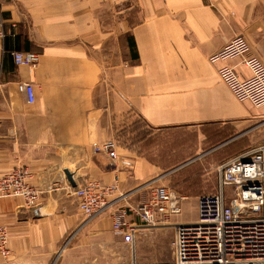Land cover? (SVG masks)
<instances>
[{
    "label": "crops",
    "instance_id": "obj_1",
    "mask_svg": "<svg viewBox=\"0 0 264 264\" xmlns=\"http://www.w3.org/2000/svg\"><path fill=\"white\" fill-rule=\"evenodd\" d=\"M0 25V176L27 167L40 190L36 208L0 198L10 251L0 264H83L84 236L72 247L61 241L85 226L72 190L87 181L116 182L109 198H117L208 153L209 173L264 142V104L239 101L217 74L226 63L250 76L243 56L208 60L240 34L264 62V0H0ZM13 51L35 52L38 62L16 64ZM21 81L32 83V102ZM140 125L198 127L205 147L167 167L145 154ZM126 133L132 145L120 141ZM107 138L118 142L114 164L92 149ZM184 173L178 184L201 187Z\"/></svg>",
    "mask_w": 264,
    "mask_h": 264
},
{
    "label": "built area",
    "instance_id": "obj_2",
    "mask_svg": "<svg viewBox=\"0 0 264 264\" xmlns=\"http://www.w3.org/2000/svg\"><path fill=\"white\" fill-rule=\"evenodd\" d=\"M3 36L0 25V39ZM248 51L247 39L239 34L209 55L208 60L225 61L243 56L242 61L249 68L250 76L241 78L226 63L217 68V74L236 99L259 106L264 104V62L256 55H248ZM12 57L16 64L34 66L39 55L32 51H13ZM17 89L25 95L27 102L33 101L31 82L21 81L17 83ZM117 148L115 138L92 143L93 152L106 154L111 164L117 159ZM216 171L217 188L197 196L195 219L175 224L170 241V260L148 264H264V142L230 157L217 166ZM28 179L29 170L23 166L2 174L0 198L20 197L26 206L36 208L40 190ZM155 181L147 183L150 184L149 196L135 205L127 203L117 207L118 200H125L127 193L109 198L116 182L103 185L98 181H87L75 187L72 193L77 197L78 207L86 220L114 207L111 228L124 242L131 244L140 226H155L181 211L183 197L170 186ZM227 188L228 192L225 191ZM127 211L132 213L130 220ZM9 254L7 228L0 223V256L7 258ZM127 264L139 263L132 256Z\"/></svg>",
    "mask_w": 264,
    "mask_h": 264
},
{
    "label": "rangeland",
    "instance_id": "obj_3",
    "mask_svg": "<svg viewBox=\"0 0 264 264\" xmlns=\"http://www.w3.org/2000/svg\"><path fill=\"white\" fill-rule=\"evenodd\" d=\"M141 133L149 135L148 147L144 149L145 154L156 162L165 164L167 167L176 166L175 164L183 157L189 156L194 151H199L205 147L198 127H171L162 130H151L141 126ZM120 136V141L133 144L132 138L129 135L127 136V133L123 137L122 135ZM216 153L218 155V152ZM205 157L204 160L194 161L189 168L182 171H185L184 174L191 181H195L194 184L201 183V187H186L187 185L192 186L191 183L178 184L177 181L181 180V177H178L177 173L181 174L182 172L166 174L161 181L174 186L170 188L183 197L180 201L181 211L176 215L161 220L155 226H140L135 233L133 243L128 244L122 240L120 235L113 233L109 225L110 208H108L90 220L82 217L83 222L81 225H85L84 228L80 230L78 227L70 231V234H67L64 240L61 241L62 247H72L75 243H78L79 238L84 236L82 239V246L85 248V256H83L85 261L83 264H127L132 256L141 264L169 261L172 256L170 241L175 224L178 222H190L195 219L197 196L204 192H213L217 188L216 169L213 168L208 173L206 168L208 160L211 161L213 159L212 154L208 153ZM197 172L202 173V175L199 177L195 176L194 173ZM225 191L228 192V188ZM149 194L150 187H136L125 196V200L119 201L117 207L127 203L135 205L137 202L146 199ZM127 213L128 215L132 214L130 211H127ZM130 217L132 215L129 216V220ZM136 222L139 223V220ZM57 263L58 257H55L50 264Z\"/></svg>",
    "mask_w": 264,
    "mask_h": 264
},
{
    "label": "water",
    "instance_id": "obj_4",
    "mask_svg": "<svg viewBox=\"0 0 264 264\" xmlns=\"http://www.w3.org/2000/svg\"><path fill=\"white\" fill-rule=\"evenodd\" d=\"M64 172H65V175H66L68 178L71 179V175H70L69 171H68V170H64ZM139 264H141V263H139Z\"/></svg>",
    "mask_w": 264,
    "mask_h": 264
}]
</instances>
